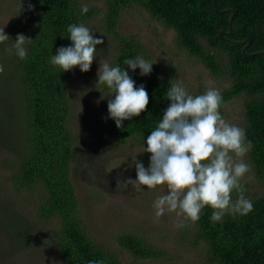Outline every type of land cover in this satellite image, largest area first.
Wrapping results in <instances>:
<instances>
[{
	"label": "trees",
	"instance_id": "obj_1",
	"mask_svg": "<svg viewBox=\"0 0 264 264\" xmlns=\"http://www.w3.org/2000/svg\"><path fill=\"white\" fill-rule=\"evenodd\" d=\"M94 1L98 0H20L25 9L20 8L16 28L8 35L13 40L0 44V55L6 53L0 61L6 64L0 81L9 84V88L0 85L5 90L0 91V144L6 142L16 150L8 180L15 193L37 195L34 217L0 200V264H27L40 232L54 240L47 252L57 253L63 264H89L93 260L125 264L114 249L90 235L81 215L72 179L70 76L52 65L50 58L61 46H71L68 25H86L99 15L101 30L112 42L111 65L128 71L136 86L143 84L149 95L140 116L125 120L122 128L112 121L111 136L117 143L132 137L145 143L170 104L166 92L170 81H175L154 70L141 76L139 68L133 71L123 64L137 56L152 59L137 36L119 30L121 13L133 4L174 29L178 46L199 59L214 76L232 78L230 87L221 91L222 105L246 95L242 128L253 145L249 161L264 185V0H103L102 5H92ZM29 2L32 10H28ZM82 4L89 8L85 14L81 13ZM231 17L233 34L222 37L221 31L230 30ZM21 33L33 39L25 45V59L6 51ZM248 38L252 42L243 51L248 41L240 42ZM103 41V47L109 46ZM173 69L167 68L171 75ZM105 88L109 96L111 90ZM204 92L198 89L189 94ZM243 186L245 197L253 203L247 215L225 214L220 222H212L213 209L205 206L194 222L193 245H202L206 264H264V197H250L247 185ZM237 197L233 191L232 199ZM118 244L137 258L165 255L162 248L133 233L120 234Z\"/></svg>",
	"mask_w": 264,
	"mask_h": 264
},
{
	"label": "rangeland",
	"instance_id": "obj_2",
	"mask_svg": "<svg viewBox=\"0 0 264 264\" xmlns=\"http://www.w3.org/2000/svg\"><path fill=\"white\" fill-rule=\"evenodd\" d=\"M102 4L103 0L92 2V5ZM20 8L25 9L20 6V0H0V29L4 28L5 34L9 35L16 28L17 15L22 13ZM100 22L101 17L97 15L85 26L92 30L96 38L106 40L109 46H96V59L88 72H81L79 66L68 71L71 96L69 124L74 134L72 179L81 215L90 235L97 242L114 249L125 264H206L202 245H193V221L184 220V226L177 228L175 213H165L159 220L155 218L153 201L166 194V186H157L153 190L143 186V191H136L131 186L127 190L116 189L118 177L136 178L134 165L129 167L132 157L137 156V160L147 168L150 153L144 152L146 144L137 137L117 143L111 136L113 119L107 118L110 98L105 85L98 84L97 72L99 61L108 60L110 63L114 51L110 38L101 30ZM119 30L137 36L143 43L152 59L143 58L154 63V72L182 82L189 93L198 92V89L206 91L209 81L220 91L232 84V78L214 76L199 59L181 49L177 44V32L166 27L139 4H133L121 13ZM4 54L0 55V61L5 59ZM169 67L174 68L173 75L168 72ZM0 85L9 88V84L2 81ZM245 100L246 95H243L227 101L220 108L222 116L242 127L246 117ZM6 145V142L0 144V200L9 201L25 216L34 217L37 195L33 196L30 191L17 194L11 188L8 175L14 169L16 150L14 146ZM248 157L247 153L243 159L251 166ZM241 183L247 185L250 197H264V185L256 178L252 166ZM123 233L144 237L154 246L162 248L165 255L155 259L133 256L118 244V236ZM38 234L40 236L30 251L33 254L27 264H63L57 253L47 252L54 240L42 235V232Z\"/></svg>",
	"mask_w": 264,
	"mask_h": 264
},
{
	"label": "clouds",
	"instance_id": "obj_3",
	"mask_svg": "<svg viewBox=\"0 0 264 264\" xmlns=\"http://www.w3.org/2000/svg\"><path fill=\"white\" fill-rule=\"evenodd\" d=\"M32 8L29 2L28 10ZM88 10L86 4L81 5L82 14ZM67 31L71 46L58 48L50 63L65 72L76 66L81 72H88L96 59V46L103 44V39L96 38L83 23L70 24ZM10 39L4 28L0 29V44ZM32 40L22 33L17 34L14 44L6 51L25 59V45ZM99 64L98 84L106 85L111 90L109 96H114L107 102V118L113 119L117 128H122L125 120L130 121L145 112L149 95L143 84L136 86L124 68L112 66L108 60H100ZM123 64L133 71L139 68L140 75L146 76L154 63L137 56L125 59ZM3 71L4 66L0 64V73ZM166 96L170 104L145 142L144 152L150 153L148 167L137 160V156L132 157L129 167L134 165L136 178L118 177L116 189L127 190L131 186L143 191V186L148 190L166 186V194L153 201L155 218L159 220L165 213H175L177 228L184 226V220H199L205 206L213 209L212 222H220L225 214L247 215L253 210V203L245 197L246 189L241 181L251 171L243 158L253 145L246 139L242 127L222 116L220 89L209 81L203 94L193 96L182 82L170 81ZM233 191L238 193L235 200ZM89 264H103V261L93 260Z\"/></svg>",
	"mask_w": 264,
	"mask_h": 264
},
{
	"label": "water",
	"instance_id": "obj_4",
	"mask_svg": "<svg viewBox=\"0 0 264 264\" xmlns=\"http://www.w3.org/2000/svg\"><path fill=\"white\" fill-rule=\"evenodd\" d=\"M232 20H233V17H231V20H230V30H229V31H221V32H220V35H221L222 37H224L225 34H226V35H231V34H233ZM246 41H248V43L244 46L243 51L246 50V48H247V47L249 46V44L252 42V39H251V38H248V39H246V40H244V41H242V42H240V43H244V42H246ZM263 51H264V50H263ZM249 55H250V54H249Z\"/></svg>",
	"mask_w": 264,
	"mask_h": 264
}]
</instances>
